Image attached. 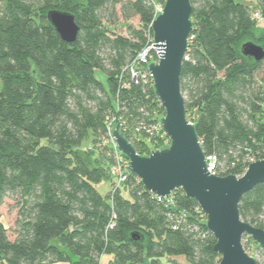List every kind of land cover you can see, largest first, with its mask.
Listing matches in <instances>:
<instances>
[{
  "label": "trees",
  "instance_id": "16d2710c",
  "mask_svg": "<svg viewBox=\"0 0 264 264\" xmlns=\"http://www.w3.org/2000/svg\"><path fill=\"white\" fill-rule=\"evenodd\" d=\"M165 1L0 0V206L10 193L22 199L14 240L0 212V264H219L216 238L194 198L177 189L174 204L165 205L134 173L117 187L113 180L103 195L96 185L110 178L113 147L103 146L108 170L83 146L108 139L114 119L139 154L166 147V138L135 135L140 122L165 110L151 78L135 82L131 74L132 67L147 71L137 57L154 43L156 4ZM191 3L194 28L181 75L187 117L193 110L204 153L217 156L221 175L241 177L264 159V59L242 52L249 41L264 48V29L253 19L255 11L264 17V0ZM51 9L75 14V42L61 38ZM134 18L138 25L127 23ZM120 19L125 33L112 29ZM239 209L264 229V183Z\"/></svg>",
  "mask_w": 264,
  "mask_h": 264
},
{
  "label": "water",
  "instance_id": "95a60500",
  "mask_svg": "<svg viewBox=\"0 0 264 264\" xmlns=\"http://www.w3.org/2000/svg\"><path fill=\"white\" fill-rule=\"evenodd\" d=\"M192 12L191 0H166L152 22L158 60L150 62L148 69L154 92L165 110L161 124L169 145L141 155L121 133L120 124L115 127L113 138L148 191L168 197L182 189L198 202L206 214L207 228L216 238L215 250L221 254L219 264H258L245 249L243 239L249 236L264 248V229L243 220L239 205L249 191L264 183V159L251 162L241 177L209 173L200 137L187 117L181 83L194 28ZM47 16L63 40H77L80 26L74 13L51 9ZM242 52L256 61L264 59V48L254 41L244 43ZM132 237L140 239L138 233Z\"/></svg>",
  "mask_w": 264,
  "mask_h": 264
},
{
  "label": "built area",
  "instance_id": "2783aa9c",
  "mask_svg": "<svg viewBox=\"0 0 264 264\" xmlns=\"http://www.w3.org/2000/svg\"><path fill=\"white\" fill-rule=\"evenodd\" d=\"M162 8L160 9L159 12L156 11V16L161 12ZM253 19L257 20L258 22L261 20H264V17L262 16L260 11H255L253 13ZM151 49L153 48V44L146 48L144 51H142L138 57L137 60H139V62L142 63H146L147 66V71L146 72H141V74L138 72V70H136L134 67L131 68V74H132V78L135 82L138 81V79L140 77H142L145 81L149 80V77L151 78L153 85H154V81H153V77L150 74V71L148 69V65L150 62L148 60V55ZM155 50V49H154ZM156 51V50H155ZM157 53V51H156ZM158 60V53H157V59L155 61ZM161 104V103H160ZM162 106V105H161ZM165 114H161L158 112H155L153 114V117L150 119L149 122H140L137 127L135 128V135H139L141 134L142 131H144L145 133H147L148 138L150 139H168L165 131L162 128V124H161V119ZM115 129L114 126V119L109 121V140L108 143L111 144V146L113 147V157H114V161L111 165L110 168V173L112 175V177L115 180V186H119L121 184H123L125 181H127L129 175L132 172L131 167H130V160L118 149L116 142L114 141L113 138V131ZM206 163H207V168L209 170V173H212L214 175H221L222 172H224L223 169H220V163L218 161L217 156L215 155H208L206 156ZM139 178V177H138ZM139 180L141 181V179L139 178ZM156 198L159 202L164 203L165 205H173L174 204V197H173V193L168 196V197H161L156 195ZM206 215V214H205Z\"/></svg>",
  "mask_w": 264,
  "mask_h": 264
},
{
  "label": "rangeland",
  "instance_id": "374dc122",
  "mask_svg": "<svg viewBox=\"0 0 264 264\" xmlns=\"http://www.w3.org/2000/svg\"><path fill=\"white\" fill-rule=\"evenodd\" d=\"M0 5H1V2H0ZM163 5L164 4L157 3L156 4V11L159 12L160 9L163 7ZM259 22H260V27H261L260 29H264V20H261ZM106 23H108V22H106ZM127 23H131V24L136 26L139 24V21H138V18H134V19L128 21ZM127 23L124 20L120 19L119 23H117L115 26H112V29L115 31H120L122 33H125V31H123V30L126 29ZM155 60L156 59H154L153 61H155ZM98 77L103 82L106 89H108L107 76L103 72H100V73H98ZM259 79L264 80V68L259 75ZM184 96H185V100L187 101L188 96L186 95V93H184ZM194 115L195 114H194L193 110L188 112V116H189L188 119L191 122L194 118ZM132 137L133 136H131L130 140H133ZM105 140H104V142H102V144L101 143L100 144H93V143H90L88 141H84L83 146L85 149H88L89 147H91L92 149H95V156L100 158L102 160L103 165L106 168H108V170H109L110 161L108 160L106 155H110V152L107 151L103 147L105 144L109 145L108 141H107L109 139H105ZM168 142H170V141L168 140ZM168 142H165L163 144H166V146H168L169 145ZM222 166L224 167V164H222ZM109 175H110V178H107V177L103 178L96 185L99 192H101L103 195L107 194L112 188V182L114 179L113 178L111 179L110 173H109ZM21 206H22V199H21L20 195L11 194V193L5 198L4 203L0 206V212L3 215L5 222L9 226V237L11 240H14L16 237L15 229L17 227V220H18L19 215H20ZM243 244H244L245 249L248 251V253L250 255H252L253 257H255L258 263L264 264V248L263 247H260L249 236L244 237Z\"/></svg>",
  "mask_w": 264,
  "mask_h": 264
}]
</instances>
